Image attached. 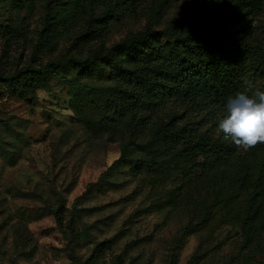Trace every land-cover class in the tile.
Listing matches in <instances>:
<instances>
[{"label": "rangeland", "instance_id": "1", "mask_svg": "<svg viewBox=\"0 0 264 264\" xmlns=\"http://www.w3.org/2000/svg\"><path fill=\"white\" fill-rule=\"evenodd\" d=\"M157 1L0 0V264H264V189L241 188L243 176L203 167L202 156H177L160 137L183 112L174 104L149 124L111 122L112 82L75 68L142 32ZM190 2L165 0L154 28L178 33ZM89 9L99 37L84 44ZM47 23L59 31L55 48L40 41ZM256 28L264 54V15ZM46 64L74 86L46 74L45 88L22 99L6 83Z\"/></svg>", "mask_w": 264, "mask_h": 264}, {"label": "trees", "instance_id": "2", "mask_svg": "<svg viewBox=\"0 0 264 264\" xmlns=\"http://www.w3.org/2000/svg\"><path fill=\"white\" fill-rule=\"evenodd\" d=\"M164 5L165 0L155 3L151 23L142 32L103 54L76 61L75 68L83 75L104 74L112 82V94L106 103V118L111 122L129 119L149 124L153 114L174 104L183 112L170 116L160 137L174 147L177 156L189 161L202 156L203 167L214 164L243 176L241 188L253 192L264 189V144L243 152L224 141L222 135H212L228 98L246 90L245 79L256 88L257 82L264 80V54L256 41V22L264 15V0H191L180 31L173 34L154 28ZM89 16V28L81 37L84 44L99 37L90 29L92 19H100L92 9ZM81 21V16L70 17L65 24L75 28ZM56 27L47 23L40 35L42 44L57 46ZM7 35L6 28L0 27V38ZM104 68L108 73L101 72ZM46 74L74 86L59 75L56 64H46L31 75L22 71L6 83L25 99L27 91L45 88ZM188 116L194 120L184 121ZM128 146L140 145L130 141ZM249 180L253 185L247 186ZM56 220L62 226L61 213L57 212Z\"/></svg>", "mask_w": 264, "mask_h": 264}, {"label": "clouds", "instance_id": "3", "mask_svg": "<svg viewBox=\"0 0 264 264\" xmlns=\"http://www.w3.org/2000/svg\"><path fill=\"white\" fill-rule=\"evenodd\" d=\"M246 90L228 98L217 118L214 134L249 152L264 144V91L245 79Z\"/></svg>", "mask_w": 264, "mask_h": 264}]
</instances>
